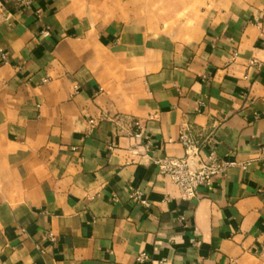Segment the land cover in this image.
Instances as JSON below:
<instances>
[{"label": "crops", "instance_id": "obj_1", "mask_svg": "<svg viewBox=\"0 0 264 264\" xmlns=\"http://www.w3.org/2000/svg\"><path fill=\"white\" fill-rule=\"evenodd\" d=\"M0 48V264H264V0H0ZM184 123L247 167L182 198Z\"/></svg>", "mask_w": 264, "mask_h": 264}, {"label": "built area", "instance_id": "obj_2", "mask_svg": "<svg viewBox=\"0 0 264 264\" xmlns=\"http://www.w3.org/2000/svg\"><path fill=\"white\" fill-rule=\"evenodd\" d=\"M36 0H15V4L19 7H28L34 4ZM46 7H36L35 22L39 26L37 37H47L51 34V25L42 22ZM0 58L7 61L6 52L0 48ZM206 74H202V79L206 78ZM43 80H47V76H43ZM75 89H79L77 84H74ZM98 124V119L90 116L86 119L84 125L85 134ZM135 137L139 138L147 128V124L142 121H136ZM178 140L183 145V155H163L153 159L152 164L156 167L158 174L170 177L178 186L182 198L191 199L195 196L198 185H210L217 177L226 175L232 167L239 166L246 168L248 161L237 158H221L216 155V152L210 151L203 159L200 154V148L190 134L186 124H182L179 128ZM108 149L113 151L114 144L108 145ZM132 198H137L144 206H149L147 198L142 197L138 188H133L130 191ZM52 236V233H49ZM149 258L148 253L140 252L136 259L138 262H144ZM200 264V263H199ZM223 264V263H221Z\"/></svg>", "mask_w": 264, "mask_h": 264}]
</instances>
